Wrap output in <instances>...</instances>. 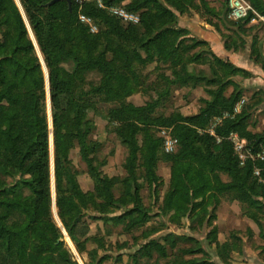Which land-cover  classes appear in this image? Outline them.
Here are the masks:
<instances>
[{
    "label": "trees",
    "instance_id": "obj_1",
    "mask_svg": "<svg viewBox=\"0 0 264 264\" xmlns=\"http://www.w3.org/2000/svg\"><path fill=\"white\" fill-rule=\"evenodd\" d=\"M20 1L48 70L55 203L61 223L73 241L77 242L76 221L82 208H88L92 195L79 187L69 160L70 149L75 144L79 148L94 184L93 195L102 199L101 212L107 213L109 208L121 211L122 215L114 220L123 222L128 218V226L136 227L149 216L139 196L137 168L143 169L145 182L155 192L163 186L156 173L163 151L162 138L156 136V128L171 129L178 141L176 151L166 154L171 164L170 180L162 200L164 214L172 210V221L187 217L204 225L210 207H216L223 196L230 202L237 201L245 211L258 209L264 198V161H247L240 165L227 140L231 132H236L254 153L264 148V136L248 130L255 102L247 103L238 114L224 119L214 128L215 135L199 133L207 129L213 117L232 113L241 98L242 89L232 77L251 75L212 53L210 75L187 73L183 79L178 73L179 67L187 70L188 63L201 62L199 54L183 60L182 55L195 45L184 44L188 32L178 26V15L199 8L196 0H101L105 7L123 6L130 12H139L140 22L136 25H123L94 1L78 5L71 0V8L66 1L52 5H49L52 0ZM247 1L264 14L263 0ZM200 2L205 5L204 0ZM224 4L228 15L227 0ZM79 15L91 18L98 32L90 33L89 27L79 22ZM232 22V26L241 28L249 19ZM0 32H4L0 39V264H76L61 249L59 232L49 220L51 192L45 79L13 0H0ZM154 60L158 66H168L175 78L161 76L165 84L150 102L128 109L122 107L120 103L139 85L134 64L145 66ZM65 63H72V68H64ZM95 72L99 81L88 82L86 76ZM177 82L189 84L191 88L204 86L208 98L201 100L203 107L190 116L180 112L156 115V108L169 97V86ZM84 84L89 85L88 90L82 88ZM229 87L232 91L226 95ZM95 98L119 103L112 119L118 122L114 130L127 149L123 165L127 174L122 179L124 193L120 198L113 192L115 179L103 174L91 156L99 145L88 138L94 125L83 111L94 105ZM140 134L144 135L141 144ZM255 168L260 170L259 176L254 174ZM221 174L226 176L225 181ZM3 178H12L13 183ZM25 189L28 195H24ZM213 233L214 229L208 235ZM207 238L210 246L215 240L216 254L220 255L218 248L224 245H219L214 237L211 241ZM152 249L164 256L160 243L148 242L145 254L151 257ZM94 253L89 252L92 258L89 264H99ZM184 253L206 252L199 247ZM134 264H138L137 261ZM169 264L201 262L192 257Z\"/></svg>",
    "mask_w": 264,
    "mask_h": 264
},
{
    "label": "rangeland",
    "instance_id": "obj_2",
    "mask_svg": "<svg viewBox=\"0 0 264 264\" xmlns=\"http://www.w3.org/2000/svg\"><path fill=\"white\" fill-rule=\"evenodd\" d=\"M75 1L78 5H81L83 2H93V0ZM204 1L206 5H202L200 0H196V5L199 8L190 10L186 15L193 14V12L197 11L201 20L211 23L213 27L219 29L221 24L223 30L220 32L222 34V39L226 40L227 46H234L237 40L241 39L239 32L242 31V35L243 37L245 36L246 39H250L252 35L255 34L260 40L264 41V27L262 25H251L248 23L242 26L240 30L237 27L232 30V27L235 26H232V20L226 15L227 6L224 4V0ZM13 2L21 13L28 31V38L34 45L35 55L40 61L44 74V89L46 92L44 112L47 117L49 132L48 141L51 192L49 220L57 228L60 235L58 243L61 244V249L68 254L71 261L76 264H89L92 262L89 252L93 251L98 258L97 262L99 264H134V261H137L138 264H169L174 261L179 262L192 259V257L200 260L201 264H251V256L249 255L253 247L251 236L253 214L251 211H245L242 206L239 208L240 210L234 212L233 215L231 214L233 211L232 209L230 211L222 210L219 207V204L222 201L230 202L223 196V198L219 199V203L216 207H210L208 220L204 225L193 222L192 218L187 217L172 221L170 218L172 216L171 209H168L166 215L164 214L162 200L169 186L171 164L166 158L167 155L164 154L162 150L161 158L156 164V173H158L157 175L162 180L163 186L159 187L156 192L154 191V188H151L145 182L143 169L140 167L137 168L138 184L140 185L139 196L145 207L148 208L149 216L139 226L129 227L128 218L123 222H117L114 220L115 217L122 215L121 211L109 208V212H101L100 206L101 203H103L102 199L93 195V181L89 175L87 165L81 158L79 148L75 144V146L69 151V160L71 162L72 171L81 190L87 194H91L93 198L91 197L89 199L87 203L88 208H82L81 215L78 221H76L74 233L77 242L69 237L61 223L55 203L54 142L48 70L21 1L13 0ZM205 7L210 8L205 9ZM219 12H221L220 17L218 15ZM137 14H139V12ZM121 23L123 25H128L123 22ZM3 33L4 32H0V39H2ZM184 44H194L196 52H192L191 49L189 53L182 55L183 60L186 61V59H189L194 54H199L201 62L188 63L187 70L179 67V75L182 76L183 79L186 77L187 73H204L210 75V63H212L211 53L204 50V47L197 42L196 39L193 40L188 37L184 40ZM204 59H208L209 62H202ZM134 65L135 74L139 80V85L136 87L135 92L136 94L139 93L140 96L137 98L133 97L132 100H129V97L123 100L120 105L126 109L131 106L134 107L135 105L141 106L139 103L144 105L152 99H155L158 95L159 87L165 84L161 76L171 72L167 68L168 66L164 65H156L153 69L152 67H154V65L143 66L136 63ZM62 66L67 70H70L72 68V63H65L62 64ZM174 78L175 76L173 79ZM86 80L88 82L97 83L99 81V75L96 72L90 73L86 76ZM232 80L236 83L242 82L241 76L239 75L233 76ZM157 83H159L160 86H155ZM238 87L242 89L241 97H243V88L240 85H238ZM82 88L88 90L89 85L84 84L82 85ZM168 90L169 97L156 108V115L163 114V116H169L174 112H180L183 115L189 116L194 115L203 107L201 100L208 98L204 91V86L191 88L189 84L185 85L177 82L171 84ZM231 91L232 87H229L226 90V95H229ZM251 97L252 94L250 93L244 95V106L247 103L249 105L253 104L254 101H252ZM118 106V102H103L99 101L98 98H95L94 105L87 107L83 111L85 117L94 125L88 138L90 141L99 145L97 150L91 153V156L95 158V164L100 166V170L103 174L115 179L113 192L116 198H120L124 193L122 179L127 174L123 168L127 157V149L121 143L120 137L114 130L115 127L118 126V122H115L112 119ZM219 116L220 115L213 117L211 124L207 129L205 131H199V133L208 132L214 119ZM249 122H251V116L248 123ZM161 129H155L157 137H160ZM143 140L144 135L140 134L138 136L139 143L141 144ZM221 178L224 181L226 180L224 174H221ZM3 179L7 183H13L12 178ZM23 193L24 195H28L29 191L25 189ZM227 212H230V214ZM45 219L47 221V217ZM105 219L108 221H105ZM212 229L215 230V233L209 236L208 233ZM207 236L210 237V241L214 237V239L218 240L219 245H224L222 249L218 248L221 250L220 255L216 254L217 248L215 240L214 242L212 240L213 244L210 246ZM185 237H190L192 240L184 239ZM150 241L158 242L163 245L165 250L164 256H160L155 249H152L151 257L145 254L146 252L144 251V248ZM199 247L204 249L206 253H184L185 250H193Z\"/></svg>",
    "mask_w": 264,
    "mask_h": 264
},
{
    "label": "crops",
    "instance_id": "obj_3",
    "mask_svg": "<svg viewBox=\"0 0 264 264\" xmlns=\"http://www.w3.org/2000/svg\"><path fill=\"white\" fill-rule=\"evenodd\" d=\"M208 8L210 7H205V9ZM218 15L220 17L221 12ZM178 16V26L188 32L187 38L196 39L204 47V50L214 54L219 60L229 62L251 75L244 79L241 77L242 82L237 83V85L243 88V97L241 98L245 99L244 95L250 93L253 97L252 101L255 102L251 112V122L248 123V130L264 136V41L260 40L255 34L250 39H246L245 36L243 37L242 31L239 32L241 39L237 40L234 46H227L226 40L222 39L220 32L223 30L221 24L219 29L213 27L211 23L201 20L197 11L193 14ZM235 28L232 27V30ZM195 50L196 48H193L191 51L196 52ZM148 65H154L153 69L158 65V62L154 60L148 62L145 66ZM164 76L170 79L174 77L171 72L166 73ZM138 96H140L139 93L133 92L128 99L132 100L133 97L137 98ZM139 105L142 106V103H139ZM260 202L261 205L258 209L250 210L253 214L251 227L253 247L251 253H249L251 264H264V198ZM219 207L224 211L232 209L231 214L233 215L234 212L240 210L241 205L237 201H222ZM227 213L230 214V212Z\"/></svg>",
    "mask_w": 264,
    "mask_h": 264
},
{
    "label": "built area",
    "instance_id": "obj_4",
    "mask_svg": "<svg viewBox=\"0 0 264 264\" xmlns=\"http://www.w3.org/2000/svg\"><path fill=\"white\" fill-rule=\"evenodd\" d=\"M100 8L106 9L109 14L116 17L123 23L136 25L140 22V16L137 13L126 10L123 6L105 7L101 0H93ZM228 18L232 21H241L249 19L251 25H262L264 27V14L258 12L247 0H227ZM79 21L89 27L91 33H97V26L92 19L84 15H79ZM245 104V99L241 98L234 106L232 113L225 112L214 119L213 124L208 130L211 135L214 134V128L222 123L228 117L238 114ZM160 137L162 138V150L164 154H172L176 151L178 141L172 136L171 129L162 128L160 130ZM220 142V138L216 137ZM227 140L232 144L234 155L237 157L240 165H244L247 161L253 163L257 161H264V148L260 151L253 152L244 138H241L238 133L231 132ZM260 170L254 169V174L259 176Z\"/></svg>",
    "mask_w": 264,
    "mask_h": 264
},
{
    "label": "water",
    "instance_id": "obj_5",
    "mask_svg": "<svg viewBox=\"0 0 264 264\" xmlns=\"http://www.w3.org/2000/svg\"><path fill=\"white\" fill-rule=\"evenodd\" d=\"M57 1H66L69 8H71V0H52L49 5H52L53 3L57 2Z\"/></svg>",
    "mask_w": 264,
    "mask_h": 264
},
{
    "label": "bare ground",
    "instance_id": "obj_6",
    "mask_svg": "<svg viewBox=\"0 0 264 264\" xmlns=\"http://www.w3.org/2000/svg\"><path fill=\"white\" fill-rule=\"evenodd\" d=\"M55 209V208H54Z\"/></svg>",
    "mask_w": 264,
    "mask_h": 264
}]
</instances>
